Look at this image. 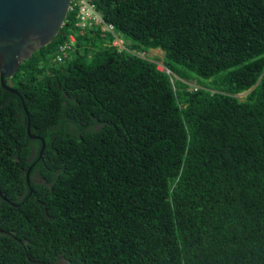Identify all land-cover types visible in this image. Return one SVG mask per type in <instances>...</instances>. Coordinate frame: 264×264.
Listing matches in <instances>:
<instances>
[{
	"label": "trees",
	"instance_id": "16d2710c",
	"mask_svg": "<svg viewBox=\"0 0 264 264\" xmlns=\"http://www.w3.org/2000/svg\"><path fill=\"white\" fill-rule=\"evenodd\" d=\"M86 1L0 87V264H264V0Z\"/></svg>",
	"mask_w": 264,
	"mask_h": 264
},
{
	"label": "water",
	"instance_id": "95a60500",
	"mask_svg": "<svg viewBox=\"0 0 264 264\" xmlns=\"http://www.w3.org/2000/svg\"><path fill=\"white\" fill-rule=\"evenodd\" d=\"M69 5L70 0H0V87L18 94L10 87V77L23 60L57 34ZM43 146L41 140L40 151Z\"/></svg>",
	"mask_w": 264,
	"mask_h": 264
},
{
	"label": "clouds",
	"instance_id": "9594fccd",
	"mask_svg": "<svg viewBox=\"0 0 264 264\" xmlns=\"http://www.w3.org/2000/svg\"><path fill=\"white\" fill-rule=\"evenodd\" d=\"M72 4H76L77 5L76 16L79 18V16L82 15L85 18V20L83 22L79 19L80 20V22H78L79 24H83L84 22H88L90 20H92L94 23H95V21L98 22V23L100 22L99 16L95 13V11L93 10L92 6L89 4L88 1H86V0H70L69 9L71 8ZM115 39H118L120 41V39L118 37H115ZM69 42L70 43L72 42V37L71 36H69ZM120 44H121V41H120ZM61 47H62V49H61ZM68 47H69V45H68ZM119 47L121 48V46H119ZM66 48H67V45H62V46L58 47V51L56 53V58L57 59L65 58L67 56V52L65 51ZM164 71L165 72L167 71V73H170V71L168 69H166L165 67H164ZM171 74L173 76H175L173 73H171Z\"/></svg>",
	"mask_w": 264,
	"mask_h": 264
},
{
	"label": "rangeland",
	"instance_id": "374dc122",
	"mask_svg": "<svg viewBox=\"0 0 264 264\" xmlns=\"http://www.w3.org/2000/svg\"><path fill=\"white\" fill-rule=\"evenodd\" d=\"M95 23H98L95 21ZM115 35L122 39V41L124 43L125 42V38L120 35L119 33L115 32ZM112 44H116L118 48H120L119 46H121L120 44V41L118 39H114V41L112 42ZM140 56L142 57H145V58H148V59H151V60H154L156 61V67L159 69V70H164V66L162 65L161 63V58H162V51L159 49V48H149L147 49L146 51H144L143 53H138ZM167 72V71H166ZM170 74V73H169ZM171 77H173L172 74H170ZM190 85L192 84L191 81L188 82ZM245 94V92H242V93H239L237 94L238 97H242L243 95Z\"/></svg>",
	"mask_w": 264,
	"mask_h": 264
},
{
	"label": "built area",
	"instance_id": "2783aa9c",
	"mask_svg": "<svg viewBox=\"0 0 264 264\" xmlns=\"http://www.w3.org/2000/svg\"><path fill=\"white\" fill-rule=\"evenodd\" d=\"M79 19L83 22L84 20H85V18L81 15V16H79ZM61 49H62V47H61Z\"/></svg>",
	"mask_w": 264,
	"mask_h": 264
}]
</instances>
